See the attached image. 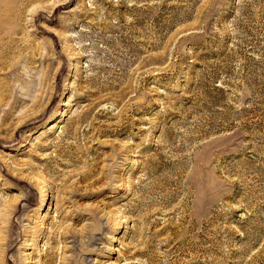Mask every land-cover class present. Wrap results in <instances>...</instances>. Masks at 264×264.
I'll list each match as a JSON object with an SVG mask.
<instances>
[{
    "label": "rangeland",
    "instance_id": "rangeland-1",
    "mask_svg": "<svg viewBox=\"0 0 264 264\" xmlns=\"http://www.w3.org/2000/svg\"><path fill=\"white\" fill-rule=\"evenodd\" d=\"M50 1H0V264H264V0Z\"/></svg>",
    "mask_w": 264,
    "mask_h": 264
},
{
    "label": "bare ground",
    "instance_id": "bare-ground-1",
    "mask_svg": "<svg viewBox=\"0 0 264 264\" xmlns=\"http://www.w3.org/2000/svg\"><path fill=\"white\" fill-rule=\"evenodd\" d=\"M0 1H2V0H0ZM55 1V0H54ZM54 1L52 0V1H50L51 3V5L50 4H48V5H50V8H51V6H52V4H54ZM46 2V1H45ZM48 2H49V0H48ZM47 2V3H48ZM12 3V2H11ZM0 4H1V2H0ZM12 5V4H11ZM45 5V4H44ZM47 6V5H46ZM38 7H40V8H42V9H44L43 8V4H39V3H37V4H34V5H32V6H30L29 8H27V12H29V14H31V15H33V13H34V11L36 10V9H38ZM45 7V6H44ZM47 7H49V6H47ZM53 7V6H52ZM49 8V9H50ZM45 9H46V7H45ZM48 9V8H47ZM4 16V15H3ZM8 16H9V14H8ZM15 17V16H14ZM15 19V18H14ZM26 19V18H25ZM31 19V17L29 18V19H27V20H30ZM4 21H6V19H5V17H1L0 16V25L3 27V25H2V22H4ZM15 21V20H14ZM13 23V22H12ZM25 23V22H24ZM10 24V23H9ZM18 26V25H17ZM4 28V27H3ZM9 28H10V26H9ZM9 28H8V30H9ZM5 29V28H4ZM1 30V29H0ZM6 30H7V28H6ZM7 30V31H8ZM13 30V29H12ZM20 30V29H19ZM2 32H4V30L2 31ZM13 34V33H12ZM8 37V36H7ZM12 38V37H11ZM5 44V46L4 47H2V44H1V46H0V65H1V63L3 62L2 60V58L3 57H5V55H8L10 52H12L11 51V49H12V47H11V43H9V44H6V43H4ZM13 45V44H12ZM15 49V48H14ZM24 49V48H23ZM6 58V57H5ZM2 59V60H1ZM10 60H11V58H10ZM13 61V60H12ZM8 62V61H7ZM13 64H16V63H13ZM1 73V72H0ZM11 74V73H10ZM41 193L43 194L44 193V189H42V191H41ZM117 223L115 224V227H114V233H116L119 229H120V227L122 226V224H123V222H122V218H119L117 221H116Z\"/></svg>",
    "mask_w": 264,
    "mask_h": 264
}]
</instances>
